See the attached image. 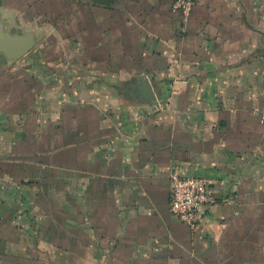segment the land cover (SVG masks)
<instances>
[{
	"label": "crops",
	"instance_id": "crops-1",
	"mask_svg": "<svg viewBox=\"0 0 264 264\" xmlns=\"http://www.w3.org/2000/svg\"><path fill=\"white\" fill-rule=\"evenodd\" d=\"M47 1L52 57L8 31L25 1L0 18L34 39L0 51V264H264V0ZM172 173L211 183L195 230Z\"/></svg>",
	"mask_w": 264,
	"mask_h": 264
},
{
	"label": "built area",
	"instance_id": "built-area-1",
	"mask_svg": "<svg viewBox=\"0 0 264 264\" xmlns=\"http://www.w3.org/2000/svg\"><path fill=\"white\" fill-rule=\"evenodd\" d=\"M194 0H174L172 9L188 15ZM169 209L183 225L191 230L197 229L205 220L206 212L217 199L210 189V182L203 177H182L170 175Z\"/></svg>",
	"mask_w": 264,
	"mask_h": 264
},
{
	"label": "rangeland",
	"instance_id": "rangeland-1",
	"mask_svg": "<svg viewBox=\"0 0 264 264\" xmlns=\"http://www.w3.org/2000/svg\"><path fill=\"white\" fill-rule=\"evenodd\" d=\"M27 3V6L29 8V14H28V17H24L25 19H27L28 21H25L24 22V26L22 28V23H20V21H17L16 22V19H19L20 20V10H19V14H18V17L14 19V28L13 29H10L8 30L11 34H15V33H21V32H27L29 30H35V32L37 33V40H36V45L34 47V49L30 52V53H33V54H36L38 52H40L41 54L44 53L46 54L47 56H53L55 53L59 52L60 51V48H59V45H58V42H59V39L57 38V34L55 32V29H54V25H53V22H52V18H53V21H55V16H51L50 17V22L51 23H48L46 22V28H41L40 27V30L39 27H38V21L40 20V18L38 17L37 15V10H38V7L41 6V7H45V9H49L52 13L55 9V7H59L60 4H57V6H55L54 3H51V2H48L46 0V2H40L39 0H23ZM0 18L1 16L3 15V17H5L4 15L6 14V7H5V2L6 0H0ZM22 2V0H14V4L16 6L17 3H20ZM4 24H1L0 23V27L3 26ZM19 28V29H18ZM5 30V29H3ZM6 31V30H5ZM69 30H63L62 32L64 34L68 33ZM8 32V33H9ZM56 35V36H55ZM16 66V65H15ZM25 67H22L21 64H19L18 68H15V69H23ZM26 75V74H25ZM25 75H20L19 77L22 78V80L24 79ZM21 78H17L15 81H14V86H15V89H17V92H18V89L20 88V84L18 83L19 81H21ZM27 80H25L26 82ZM30 83L28 82V85ZM18 87V88H16ZM16 96V95H15ZM17 98V97H15ZM16 100V99H14ZM16 103V102H15ZM14 103V104H15ZM15 128L18 130L19 126H16V122H15ZM20 145L18 144V147ZM17 147V145H16ZM0 165H3L1 162H0ZM0 180H5L3 178V176L0 175ZM48 215H53L52 214V210H51V213H48ZM4 227V224L0 225V230H3V234L5 236H8V237H12L13 236V232L11 230H8L7 229H3ZM58 241H61V242H65V239L64 238H60V237H57ZM43 257V261L46 263V264H62V263H68L70 258H69V255H52V254H45L42 256ZM68 262H66V261Z\"/></svg>",
	"mask_w": 264,
	"mask_h": 264
},
{
	"label": "water",
	"instance_id": "water-1",
	"mask_svg": "<svg viewBox=\"0 0 264 264\" xmlns=\"http://www.w3.org/2000/svg\"><path fill=\"white\" fill-rule=\"evenodd\" d=\"M34 46L32 33L25 36H10L2 33L0 28V51L8 57L17 59L25 55Z\"/></svg>",
	"mask_w": 264,
	"mask_h": 264
}]
</instances>
